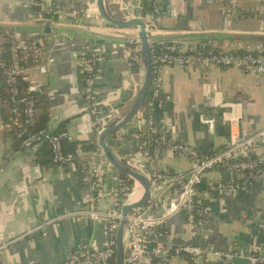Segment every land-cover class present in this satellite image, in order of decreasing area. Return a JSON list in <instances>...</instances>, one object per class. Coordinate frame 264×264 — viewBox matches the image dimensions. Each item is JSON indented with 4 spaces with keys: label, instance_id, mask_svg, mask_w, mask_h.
<instances>
[{
    "label": "crops",
    "instance_id": "0c3cea01",
    "mask_svg": "<svg viewBox=\"0 0 264 264\" xmlns=\"http://www.w3.org/2000/svg\"><path fill=\"white\" fill-rule=\"evenodd\" d=\"M54 1L65 10L86 5V0ZM143 5V0H106L108 11L118 18L122 15L121 9L133 16L149 17ZM158 7L161 20L153 37H159L163 30L172 32L169 37H180L186 31L185 35H211V42L224 49L236 50L256 44L264 47V3L259 0H160ZM176 12L188 19L186 28L174 17ZM32 17V11L23 1L0 0L2 72L6 59L1 31H11L13 36L39 34L9 29L36 26ZM75 36L77 39L72 40L45 37L42 61L49 57L56 60L48 65L47 72L30 66L26 80L37 86V116H47L45 128L67 130L77 143L78 158L74 164H58L44 153L38 159L37 150L24 148L22 144L17 146L14 128L4 121L0 111V246L7 245L2 258L8 264H62L83 241H89L94 248L105 244L107 222H94L79 213L92 194L87 172L82 169V163L89 161L92 151L83 146L95 142L100 131L92 116L83 110L82 80L75 63L80 36ZM87 39L104 56L98 65V96L110 102L115 113L136 94L139 76L128 69L124 41L98 43L93 38ZM162 71L164 80L156 98L155 122L165 126L175 140L188 143L198 153L214 151L230 141L228 123L220 115H210L211 110H220L224 104H235L241 117L242 134L250 135L264 127V75L246 74L236 67H204L195 63L187 68L164 66ZM40 84L46 85L38 89ZM135 124L136 121L131 122L134 130ZM139 127L146 128L143 122ZM132 131L127 125L108 139L123 158L141 156L140 142L130 138ZM256 153L264 154V144ZM191 166L188 154L169 150L154 154L153 167L161 170L186 171ZM116 177V172L111 170L105 178L103 195L97 201L102 210L112 205L109 192ZM220 179L227 180L228 174L213 170L199 186L200 199L210 219L196 236V242L211 251L207 255L209 261L204 264L218 260L215 250L241 248L264 252V176L240 178L241 190L236 194L214 191L212 183ZM136 189L140 198L143 187L139 184ZM56 217L59 219L46 225L45 233L28 235L38 223ZM164 232L171 238H184L185 215L171 218ZM171 264H187V261L175 257Z\"/></svg>",
    "mask_w": 264,
    "mask_h": 264
},
{
    "label": "built area",
    "instance_id": "2783aa9c",
    "mask_svg": "<svg viewBox=\"0 0 264 264\" xmlns=\"http://www.w3.org/2000/svg\"><path fill=\"white\" fill-rule=\"evenodd\" d=\"M21 1L30 8L34 19L52 18L56 28H75L122 39L126 47L128 69L131 74L139 75V71L134 69L137 64L140 66L141 61V39L138 28L120 27L101 19L96 0H86L84 7L68 10L54 0ZM259 1L264 3V0ZM126 16L134 17L130 14ZM144 19L150 34L151 94L149 101L143 104L132 121H136L137 129L130 133L131 140L140 142L141 156L127 157L126 162L148 175L151 180V194L144 205L134 208L128 214L125 264H171L175 257L186 259L187 264H204L209 261L207 255L211 251L207 246L198 244L196 236L199 230L206 227L210 219L206 207L201 202L199 186L204 182L208 172L213 170H223L228 174L227 180L220 179L212 183L214 191L227 194H236L241 190L240 178L254 179L264 176V154L256 153L257 148L264 144V127L250 135L242 134L239 130L241 117L235 104L229 103L223 106V119L231 130L230 141L226 145L200 154L188 143L175 140L165 126L155 122L156 98L164 80L162 69L164 66L187 68L195 63L204 67H236L246 74L260 77L264 75V47L256 44L236 50L224 49L211 40L196 38L199 33L185 35L186 31H182L180 37H169L172 32L163 30L159 37H153L161 20L158 6L153 14ZM55 38L72 40L76 36L61 33L55 34ZM78 39L75 63L79 71L84 74L81 88L85 99L83 110L92 116L94 125L101 132L108 122L121 116L120 110L127 108L134 96L119 111L113 113L111 103L99 98L96 89L98 65L104 60V56L91 47L87 37ZM44 42L45 37L41 34L8 37L10 60L4 67V80L8 87L11 105V126L17 132L24 148L35 151L40 145L48 143L52 150L53 161L71 166L78 155L66 151L64 142L72 141V135L67 130L51 131L47 128H38V105L35 95L37 86L28 84L23 88L21 85V81L28 79L27 71L30 66L35 65L42 72H47L48 65L55 62V57L42 61ZM141 122L145 124V129L139 127ZM94 145L89 161L82 163V169L86 170L88 175L92 194L79 213L87 215L94 222L99 220L107 222L105 244L101 248H94L89 241H83L70 252L62 264L79 262L110 264L116 257L117 231L122 218V206L140 199L133 198L139 183L133 179L134 184H130L129 179L132 178L123 177L122 173L113 167L99 145L98 139ZM152 145H157L163 150L188 154L192 166L186 171L173 172L153 167L154 155L150 149ZM111 170L117 174L109 192L112 205L102 210L97 201L103 195L105 178ZM155 189L158 191L157 194H154ZM181 213L185 215L187 233L182 239L171 238L165 234L164 228L171 218ZM57 219L59 218L38 223L28 231V235L45 233L46 225ZM6 246V244L0 246V264H8L2 258ZM214 254L218 256V260L211 264H236L231 260L234 255L244 256L252 264H264V252L256 250L239 254L235 249H224L215 250Z\"/></svg>",
    "mask_w": 264,
    "mask_h": 264
},
{
    "label": "water",
    "instance_id": "95a60500",
    "mask_svg": "<svg viewBox=\"0 0 264 264\" xmlns=\"http://www.w3.org/2000/svg\"><path fill=\"white\" fill-rule=\"evenodd\" d=\"M96 7L99 13V16L101 19L112 23L114 25L120 26V27H127L131 28L136 26L138 28V34L141 39V61H140V68H139V86L136 90V94L134 95L130 105L120 110L121 116L119 118H116L106 124V126L103 128V130L100 132L98 137V143L102 147L105 156L109 160V162L113 165V167L119 171L120 173H123L135 181H137L142 187H143V194L140 197V199L136 202L132 203H125L122 206V218L120 220V224L117 231V244H116V257H115V264H125V256H126V230H127V224H128V214L131 210L134 208L140 207L146 203L148 200L150 194H151V180L148 177L147 174L133 168L126 162V158H123L120 156V154L112 147L110 146L108 139L120 131L122 128L128 125L129 129H132L131 122L135 118L136 114L139 112L141 107L143 106L149 86H150V77H151V52H150V34L147 27L146 20L142 16H134L132 18H129L127 13L121 9L122 15L120 18L113 16L110 14L106 8V0H96ZM175 18L180 19V26L182 28L187 27L188 19L185 17H181L180 13L176 12L174 14ZM32 20L35 24H37L34 27L31 28H23L21 26H12L9 29L15 30L18 33H23L24 31L28 33H39L43 35L44 37H49L52 40H55V34H61V33H68L73 36L76 34L80 37L86 36L88 38H93L98 43L101 42H122V39L118 38H111V39H104L102 38L101 34L95 33V32H85L82 30H76L75 28H56L53 25V21L50 18H40V19H34L32 17ZM196 38H200L203 40H210L211 35H197ZM194 39V38H193ZM261 39V38H259ZM0 65V73H2ZM46 84H40L38 86V89H43ZM210 115H220L223 117V108L220 110H211ZM215 119V118H214ZM211 123V122H210ZM212 124V123H211ZM212 126V125H210ZM157 189L154 190V194H157ZM46 231V228L44 229ZM237 251L239 254L241 252H244L241 248H237ZM232 262L236 264H252V262L241 255H234L231 258Z\"/></svg>",
    "mask_w": 264,
    "mask_h": 264
},
{
    "label": "trees",
    "instance_id": "16d2710c",
    "mask_svg": "<svg viewBox=\"0 0 264 264\" xmlns=\"http://www.w3.org/2000/svg\"><path fill=\"white\" fill-rule=\"evenodd\" d=\"M159 1L160 0H143V2H144V5H143L144 13L146 15L153 14L156 6H159ZM11 34H12L11 31H4V30L1 31V35L5 38V43L3 45L5 51H4L3 57L6 59L5 60L6 64H8L9 60H10L9 59L7 40ZM128 45H130V44H128ZM139 68H140V66H139V64H137L134 69L136 71H139ZM80 76H81L82 86H83L84 74L82 72H80ZM21 85L23 88H26L28 85V82L23 80V81H21ZM150 94H151V85L149 86V90H148V93H147V96H146V99L144 102L145 104L149 101ZM0 111L2 113L4 121L11 124V121H12L11 105H10V100H9L8 87H7L5 80H4V70L2 73H0ZM46 122H47V116L46 115H44V116L42 115V118H41V116H37V127L38 128H45ZM13 130H14L15 137L17 138L16 145L18 146L21 144V140L17 136V132L15 131V129H13ZM132 130L134 131V128H132L131 131ZM59 131H61V130H59ZM64 146H65L66 151L74 152L77 154V143L76 142L66 140L64 142ZM83 147L84 148L86 147V148L93 150L95 145H94V142H92L89 145H85ZM150 149H151V152L153 155L156 152H158L159 150H163V148L158 147L157 145H152L150 147ZM36 150H37L38 159H41L43 153L46 155V157H48V158L51 157L53 159L52 150H51V147L48 143H44V144L40 145ZM122 176L128 178V176L123 174V173H122ZM129 183L133 185L134 180L129 179ZM110 264H115V258L111 261Z\"/></svg>",
    "mask_w": 264,
    "mask_h": 264
},
{
    "label": "bare ground",
    "instance_id": "6f19581e",
    "mask_svg": "<svg viewBox=\"0 0 264 264\" xmlns=\"http://www.w3.org/2000/svg\"><path fill=\"white\" fill-rule=\"evenodd\" d=\"M107 8V7H106ZM108 10V9H107ZM109 12V11H108ZM110 13V12H109ZM111 14V13H110ZM113 15V14H112ZM113 16H115V15H113ZM116 17V16H115ZM140 194H139V192H138V189H136L135 191H134V193H133V198H138V196H139Z\"/></svg>",
    "mask_w": 264,
    "mask_h": 264
}]
</instances>
